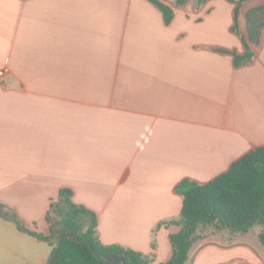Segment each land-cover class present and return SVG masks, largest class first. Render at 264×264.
Here are the masks:
<instances>
[{
	"label": "crops",
	"instance_id": "crops-1",
	"mask_svg": "<svg viewBox=\"0 0 264 264\" xmlns=\"http://www.w3.org/2000/svg\"><path fill=\"white\" fill-rule=\"evenodd\" d=\"M171 24L148 0H0V203L50 235L60 190L98 218L106 246L153 264L173 256L170 236L184 180L205 184L264 146V28L244 53L235 4L175 7ZM211 1V0H210ZM256 227V226H254ZM225 230L198 243L187 264H264L260 230ZM0 216V264H47L52 246Z\"/></svg>",
	"mask_w": 264,
	"mask_h": 264
},
{
	"label": "trees",
	"instance_id": "trees-1",
	"mask_svg": "<svg viewBox=\"0 0 264 264\" xmlns=\"http://www.w3.org/2000/svg\"><path fill=\"white\" fill-rule=\"evenodd\" d=\"M171 24L174 9L161 0H148ZM198 4L209 0H197ZM235 4L232 32L240 34L239 16L242 6L250 0H226ZM190 0H175V7H184ZM247 36L241 35L244 53L216 49L231 54L235 66L241 67L253 62L255 52L252 45L261 41L264 28V6L254 8L246 14ZM176 191L183 196V206L178 219L164 222L162 226L176 225L178 234L170 236L173 256L167 263L187 264L193 248L206 238L201 232L211 230V235L225 230L245 234L252 227L260 225L263 231L259 240L264 245V146L247 153L234 162L227 172L212 181L200 184L192 180L181 182ZM0 216L13 222L17 228L39 241L52 246L47 264H108L103 260L107 255L123 252L125 260L118 264H153L148 256L120 246H106L98 236V218L91 210L73 201L70 189L60 190L47 213L50 235L37 229L26 228L13 210L0 203Z\"/></svg>",
	"mask_w": 264,
	"mask_h": 264
},
{
	"label": "rangeland",
	"instance_id": "rangeland-1",
	"mask_svg": "<svg viewBox=\"0 0 264 264\" xmlns=\"http://www.w3.org/2000/svg\"><path fill=\"white\" fill-rule=\"evenodd\" d=\"M264 2V0H263ZM190 8H193L195 10H201L202 12L206 11L207 9H216L218 7V4L216 3V0H209V1H206L205 3H201V4H198V1L197 0H190ZM50 225V224H49ZM260 230V225H256V227H254L253 231L251 232V234L249 235L250 237H253L256 235L257 231ZM211 230H206V231H202L201 234L205 235L206 238L200 242V244L204 243V242H208L209 240L212 239V236L211 235ZM216 235V234H215ZM46 250H49V245L48 244H44Z\"/></svg>",
	"mask_w": 264,
	"mask_h": 264
},
{
	"label": "water",
	"instance_id": "water-1",
	"mask_svg": "<svg viewBox=\"0 0 264 264\" xmlns=\"http://www.w3.org/2000/svg\"><path fill=\"white\" fill-rule=\"evenodd\" d=\"M108 264H118L125 260V254L123 252H116L111 255H107L103 258Z\"/></svg>",
	"mask_w": 264,
	"mask_h": 264
},
{
	"label": "built area",
	"instance_id": "built-area-1",
	"mask_svg": "<svg viewBox=\"0 0 264 264\" xmlns=\"http://www.w3.org/2000/svg\"><path fill=\"white\" fill-rule=\"evenodd\" d=\"M5 75V70L0 71V77H3Z\"/></svg>",
	"mask_w": 264,
	"mask_h": 264
}]
</instances>
